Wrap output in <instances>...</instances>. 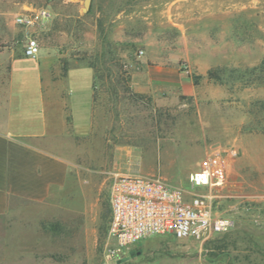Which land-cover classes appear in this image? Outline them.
Returning <instances> with one entry per match:
<instances>
[{
    "label": "rangeland",
    "instance_id": "obj_1",
    "mask_svg": "<svg viewBox=\"0 0 264 264\" xmlns=\"http://www.w3.org/2000/svg\"><path fill=\"white\" fill-rule=\"evenodd\" d=\"M35 12L46 21H17ZM29 37L62 69L96 66L80 159L89 186L63 205L20 202L0 217V264H264V0H0V126L10 63ZM215 153L226 184L197 193L213 196L230 231L115 252L117 173L186 185L189 199V173ZM92 202L88 225L75 210Z\"/></svg>",
    "mask_w": 264,
    "mask_h": 264
},
{
    "label": "crops",
    "instance_id": "obj_2",
    "mask_svg": "<svg viewBox=\"0 0 264 264\" xmlns=\"http://www.w3.org/2000/svg\"><path fill=\"white\" fill-rule=\"evenodd\" d=\"M57 62L44 53L11 60L0 126V217L20 202L63 205L89 186L80 159L94 132V69ZM75 211L88 225L93 220V202Z\"/></svg>",
    "mask_w": 264,
    "mask_h": 264
},
{
    "label": "built area",
    "instance_id": "obj_3",
    "mask_svg": "<svg viewBox=\"0 0 264 264\" xmlns=\"http://www.w3.org/2000/svg\"><path fill=\"white\" fill-rule=\"evenodd\" d=\"M45 13L21 14L24 26L46 21ZM41 52L36 37L27 38L24 55L35 58ZM226 184L225 163L212 154L203 168L192 171L187 187L194 193L187 199L186 185L175 186L160 177L117 173L110 198L108 233L115 241V252L130 250L143 240L172 235L177 239H208L232 229L233 221L215 212L211 194L198 189L221 188Z\"/></svg>",
    "mask_w": 264,
    "mask_h": 264
},
{
    "label": "trees",
    "instance_id": "obj_4",
    "mask_svg": "<svg viewBox=\"0 0 264 264\" xmlns=\"http://www.w3.org/2000/svg\"><path fill=\"white\" fill-rule=\"evenodd\" d=\"M87 66L93 68L94 69V73H96V66L94 64H89ZM94 77H96V75H94ZM94 103H95V96H94Z\"/></svg>",
    "mask_w": 264,
    "mask_h": 264
}]
</instances>
